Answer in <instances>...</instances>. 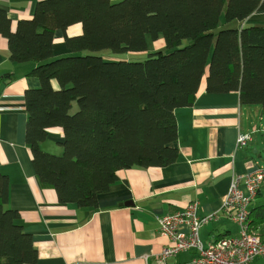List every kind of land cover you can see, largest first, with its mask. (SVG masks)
Masks as SVG:
<instances>
[{
  "label": "trees",
  "instance_id": "obj_1",
  "mask_svg": "<svg viewBox=\"0 0 264 264\" xmlns=\"http://www.w3.org/2000/svg\"><path fill=\"white\" fill-rule=\"evenodd\" d=\"M255 11L264 12V0H40L11 30L0 8L10 59L35 63L28 75L39 81L24 94L25 142L39 185L61 203L96 209L122 170L174 163L175 109L193 104L204 76L207 93L237 91L241 105H264V25L223 27ZM75 24L81 32L65 34ZM56 30L71 54L54 57ZM147 37L163 38V49L147 52ZM101 50L147 57L87 53ZM53 128L62 134L60 155L41 146ZM9 186L0 172V264H34L37 250L9 206ZM256 198L247 224L264 239V185Z\"/></svg>",
  "mask_w": 264,
  "mask_h": 264
},
{
  "label": "crops",
  "instance_id": "obj_2",
  "mask_svg": "<svg viewBox=\"0 0 264 264\" xmlns=\"http://www.w3.org/2000/svg\"><path fill=\"white\" fill-rule=\"evenodd\" d=\"M39 1L0 0L11 30L18 20L33 16ZM255 24L264 25V12L255 11L223 27ZM80 32V25L75 24L65 34ZM64 38L63 31H55L54 57L72 53ZM164 45L163 38L152 41L147 37V52ZM33 66L32 62H13L7 39L0 34V172L10 181L9 206L19 213L36 247L34 264H152L167 243L159 233L157 218L182 210L191 202H196L200 216L219 215L201 227L199 236L203 231L212 241L217 235L237 233L230 231L231 220L221 210L231 178L234 173H252L264 166L253 151L257 141L254 134V145L237 144L238 136L252 135L244 126V105L237 91L207 93L203 80L193 104L174 112L177 139L171 146L178 149L177 161L163 167L122 170L120 180L98 194L96 209L80 208L59 202L55 190L42 188L35 175L25 142L24 102L25 91L39 86L38 79L28 75ZM52 84L57 87L55 81ZM253 126L251 131L255 132ZM62 140L60 129H50L42 149L61 146ZM185 255L192 258L191 252H182L169 262L190 264V259H183ZM257 262L264 264V259L256 258L251 264Z\"/></svg>",
  "mask_w": 264,
  "mask_h": 264
},
{
  "label": "built area",
  "instance_id": "obj_3",
  "mask_svg": "<svg viewBox=\"0 0 264 264\" xmlns=\"http://www.w3.org/2000/svg\"><path fill=\"white\" fill-rule=\"evenodd\" d=\"M250 134L237 137L240 146L252 142ZM264 185V167L252 173H234L222 201V214L238 227L235 235L223 236L204 243L199 236L202 226L218 218V213L200 216L196 202L184 209L157 218L159 233L166 239L152 264H171L170 259L182 252H191L190 264H251L264 259V239L248 228L249 206L257 191ZM178 264V263H174Z\"/></svg>",
  "mask_w": 264,
  "mask_h": 264
},
{
  "label": "rangeland",
  "instance_id": "obj_4",
  "mask_svg": "<svg viewBox=\"0 0 264 264\" xmlns=\"http://www.w3.org/2000/svg\"><path fill=\"white\" fill-rule=\"evenodd\" d=\"M95 55H100L103 57L106 61H118V60H130V61H142L147 57L146 53H114L110 50H101V51H95V52H87ZM84 54V52H82ZM204 81L206 79V76L203 77ZM75 108V107H74ZM243 110L245 115L243 116V122L244 126L251 132L252 136L256 137V143L254 148L258 150V153L256 156H259L257 159L261 165H264V105H244ZM252 125L255 132H252ZM253 136V137H254ZM49 153L58 154L60 155L62 153V146H54L52 149L46 150ZM261 198H256L251 200L250 206H254L258 203H260ZM229 221V220H228ZM229 224L231 225L230 231L235 233H238L237 227L235 224L231 221H229ZM222 232V229H221ZM236 233V234H237ZM203 231L200 232V238L204 243H207L209 241V236L206 235L203 236ZM235 235V234H234ZM186 259L185 262H188L190 259V256H186L183 258ZM182 261H180L181 264ZM257 262L256 264H258ZM188 264V263H186ZM262 264V263H261Z\"/></svg>",
  "mask_w": 264,
  "mask_h": 264
},
{
  "label": "water",
  "instance_id": "obj_5",
  "mask_svg": "<svg viewBox=\"0 0 264 264\" xmlns=\"http://www.w3.org/2000/svg\"><path fill=\"white\" fill-rule=\"evenodd\" d=\"M254 152H256V148L253 149ZM260 156V155H259Z\"/></svg>",
  "mask_w": 264,
  "mask_h": 264
}]
</instances>
